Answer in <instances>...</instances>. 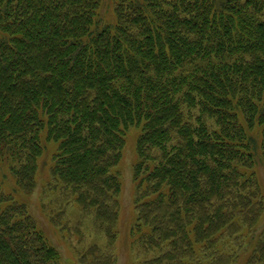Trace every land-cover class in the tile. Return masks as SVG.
<instances>
[{
	"label": "trees",
	"instance_id": "trees-1",
	"mask_svg": "<svg viewBox=\"0 0 264 264\" xmlns=\"http://www.w3.org/2000/svg\"><path fill=\"white\" fill-rule=\"evenodd\" d=\"M101 3L0 0V264L60 263L17 197L44 141L51 189L114 229L131 130L145 264H264V0Z\"/></svg>",
	"mask_w": 264,
	"mask_h": 264
},
{
	"label": "rangeland",
	"instance_id": "rangeland-1",
	"mask_svg": "<svg viewBox=\"0 0 264 264\" xmlns=\"http://www.w3.org/2000/svg\"><path fill=\"white\" fill-rule=\"evenodd\" d=\"M114 3L115 0H102L100 17L104 24L115 22ZM139 135L140 131L131 130L128 132L127 147L124 150L123 159L115 169L119 176L121 193L118 197L119 219L113 230L112 227L97 222L94 216L84 214L77 205L72 204V201L65 204L60 193L51 189L50 168L55 149L46 141L43 142L49 152L41 161L37 188L32 194L19 192L17 197L20 202L28 206L30 214L38 223V227L44 233L48 243L58 251L59 264H84V256L92 261L93 250L100 256L111 254L115 264H145L158 255L157 252L149 253L143 249L140 242L141 235L135 230L138 217L135 205L134 168L138 162ZM258 173L264 189V168L262 165L258 166ZM6 181L10 182L9 189L13 190L12 181L9 178ZM60 207L65 209L64 213L60 211ZM106 229L112 230L110 237L106 233ZM112 234L115 235L114 240ZM247 256L248 253L241 254L240 259L234 264H243Z\"/></svg>",
	"mask_w": 264,
	"mask_h": 264
}]
</instances>
